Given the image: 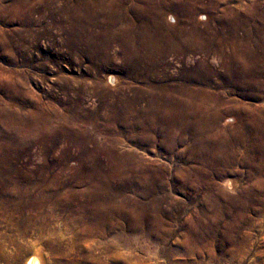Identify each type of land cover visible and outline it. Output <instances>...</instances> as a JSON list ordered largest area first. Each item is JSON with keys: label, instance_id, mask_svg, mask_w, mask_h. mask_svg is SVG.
<instances>
[{"label": "rangeland", "instance_id": "rangeland-1", "mask_svg": "<svg viewBox=\"0 0 264 264\" xmlns=\"http://www.w3.org/2000/svg\"><path fill=\"white\" fill-rule=\"evenodd\" d=\"M29 258L264 264V0H0V264Z\"/></svg>", "mask_w": 264, "mask_h": 264}, {"label": "bare ground", "instance_id": "bare-ground-1", "mask_svg": "<svg viewBox=\"0 0 264 264\" xmlns=\"http://www.w3.org/2000/svg\"><path fill=\"white\" fill-rule=\"evenodd\" d=\"M224 186L226 189L230 190L232 188V183L226 182ZM219 218L220 217L217 214L213 216H206L204 214H201L196 217V220L193 222L194 224L192 223L193 229H191V231L184 237L185 239L181 243V247L185 254L195 256L197 253L198 255H200L201 250L203 251L205 249H208V247L212 246V244L214 243L215 232H216L218 225L222 224L223 229L225 228V225H226V223L223 222L222 219L219 220ZM140 222L141 220L135 219V224L137 226L136 229H139V230L142 229V227H138ZM201 228H204V229L201 231L200 230ZM161 229L162 227L160 223H156L155 225H148L146 226V233H147L146 236H157V237L168 236V232L165 230L160 235H157L155 231H159ZM221 242H222V245H219L218 249H222L226 245L231 246L233 244V239L229 235V233L226 232L225 234L221 236ZM26 264H37V262L35 258H31V259L29 258ZM186 264H191V263H186Z\"/></svg>", "mask_w": 264, "mask_h": 264}]
</instances>
